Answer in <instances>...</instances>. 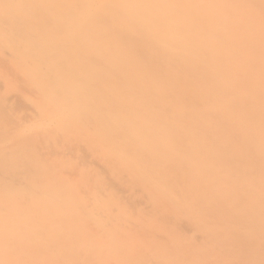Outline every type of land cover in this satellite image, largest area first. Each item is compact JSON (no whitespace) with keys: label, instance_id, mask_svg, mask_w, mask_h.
<instances>
[{"label":"rangeland","instance_id":"obj_1","mask_svg":"<svg viewBox=\"0 0 264 264\" xmlns=\"http://www.w3.org/2000/svg\"><path fill=\"white\" fill-rule=\"evenodd\" d=\"M1 8L0 258L81 223L105 237L180 239L211 264H264V0ZM86 98L111 134L133 123L154 161L120 160L109 133L83 124Z\"/></svg>","mask_w":264,"mask_h":264},{"label":"bare ground","instance_id":"obj_2","mask_svg":"<svg viewBox=\"0 0 264 264\" xmlns=\"http://www.w3.org/2000/svg\"><path fill=\"white\" fill-rule=\"evenodd\" d=\"M104 7L109 11L113 9L109 5ZM105 9L103 11L107 12L108 10ZM3 10V8L0 9V11ZM121 11L124 12L119 6L116 12L117 23L120 22V17L124 16V14L120 13ZM8 12L5 11L4 13ZM114 24L117 25L115 22ZM64 25L66 24L64 23ZM85 28L87 29L86 33L88 32V27L82 25L79 40H84L83 34ZM143 31L141 30L140 33ZM95 54L98 56V53ZM49 77H51L54 85H57L55 80H58V77L55 75H49ZM102 78L109 79L107 75L100 74L99 80ZM58 87L55 89L52 86V89L70 100L72 90L65 86ZM88 102L86 98L81 103L85 109L82 111V115L85 116L83 124L87 125L90 129L97 130L99 134L104 132L109 133L110 139L113 140L110 144L115 147V152L120 160L131 159L135 155L136 158L145 159V161L150 163L154 161V157L146 154V146L139 141V134L133 133L132 130L136 128L133 123L130 122L131 125L123 123V127L126 129L122 128L118 131L117 135H113L110 130L112 129V125L110 126L112 120L109 118L104 119L101 115L99 116L98 112L93 110L96 107H91ZM35 114L37 116H44L43 107L37 106ZM136 120L134 117V123H136ZM159 135H163V133ZM89 143L93 150L100 153L95 140L90 139ZM161 143L162 139L160 138L158 144ZM105 145H108V143H105ZM136 173L142 177L144 170H138ZM79 176L83 180L88 177L84 173H79ZM149 226H147V232L151 230L153 233L157 231L158 234L163 232L161 227ZM143 228L144 226L136 222H131V225L128 227L129 230L133 229L135 231H142ZM65 229L74 235L59 236L54 234L53 236L55 237L32 239L24 244V250L20 254L0 258V264H211L207 256H199L196 253L191 243L188 244L180 239L165 238L154 240L135 237H105L104 234L107 228L99 229L96 226L91 227L89 224L81 223L66 224L65 227H62V231L64 232Z\"/></svg>","mask_w":264,"mask_h":264}]
</instances>
